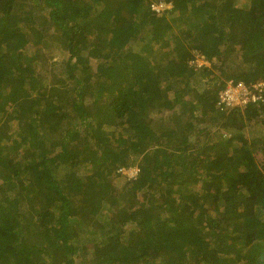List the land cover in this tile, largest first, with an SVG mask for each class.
<instances>
[{"label": "trees", "instance_id": "trees-1", "mask_svg": "<svg viewBox=\"0 0 264 264\" xmlns=\"http://www.w3.org/2000/svg\"><path fill=\"white\" fill-rule=\"evenodd\" d=\"M156 1L0 0V264H264V0Z\"/></svg>", "mask_w": 264, "mask_h": 264}, {"label": "clouds", "instance_id": "clouds-1", "mask_svg": "<svg viewBox=\"0 0 264 264\" xmlns=\"http://www.w3.org/2000/svg\"><path fill=\"white\" fill-rule=\"evenodd\" d=\"M198 62H199V65H205V64L209 65V63L204 62L203 58H199ZM238 86H242L243 87L244 92L249 94L250 99L247 102H245V103H239V104H235L234 103V104H232L230 106L222 105L221 104V97L224 94H226V93L234 94L236 89L238 88ZM261 87H264V83L261 84ZM252 96L257 97V99L254 101L253 98H251ZM260 99H261V94L253 93L244 84L240 83V84L234 85L233 82L229 81L227 83V88L219 96V104L218 105H219L221 111L228 112V111H230V110H232L233 108H236V107H240V108L245 107L246 108V106H248L249 103H256ZM136 168L139 169V172H140V168H139L138 164L131 165V166H128V167H120L117 172L120 173L122 176H125L127 178V181H131V180L136 179V177H138L139 172L136 175H134V169H136Z\"/></svg>", "mask_w": 264, "mask_h": 264}, {"label": "built area", "instance_id": "built-area-1", "mask_svg": "<svg viewBox=\"0 0 264 264\" xmlns=\"http://www.w3.org/2000/svg\"><path fill=\"white\" fill-rule=\"evenodd\" d=\"M172 5L165 2V0H158L156 2H153L151 5L152 11L156 13H162L165 12L168 9H171ZM253 100L255 101L257 97L252 96ZM250 99L249 94L244 92L242 86H238L234 94L226 93L221 97V104L225 106H230L232 104H239V103H245ZM139 172V169H134V175H136Z\"/></svg>", "mask_w": 264, "mask_h": 264}, {"label": "rangeland", "instance_id": "rangeland-1", "mask_svg": "<svg viewBox=\"0 0 264 264\" xmlns=\"http://www.w3.org/2000/svg\"><path fill=\"white\" fill-rule=\"evenodd\" d=\"M59 52V51H58ZM63 54L64 53H61V52H59V53H57V52H55V54H54V60H62V58L64 57L63 56ZM152 126L157 130V129H161L160 128V125H159V121H160V119H159V117H157L158 116V114H156V112L155 113H153L152 115ZM120 180L119 181H117L118 183L116 184V186H117V188L118 187H121L123 184H124V181H127V178L125 177V176H121L120 178H119ZM118 189H120V188H118Z\"/></svg>", "mask_w": 264, "mask_h": 264}]
</instances>
